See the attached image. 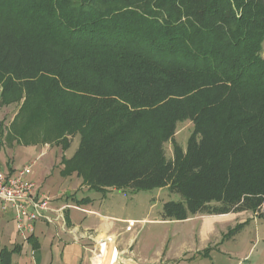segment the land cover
<instances>
[{"label": "trees", "instance_id": "16d2710c", "mask_svg": "<svg viewBox=\"0 0 264 264\" xmlns=\"http://www.w3.org/2000/svg\"><path fill=\"white\" fill-rule=\"evenodd\" d=\"M0 87L8 137L79 138L61 175L90 190L178 194L163 221L264 203V0H0Z\"/></svg>", "mask_w": 264, "mask_h": 264}, {"label": "rangeland", "instance_id": "374dc122", "mask_svg": "<svg viewBox=\"0 0 264 264\" xmlns=\"http://www.w3.org/2000/svg\"><path fill=\"white\" fill-rule=\"evenodd\" d=\"M19 109L18 105L0 106V152L10 156L7 159V172L16 176L25 167L31 166L30 181L35 182L37 187L52 200H65L64 203L69 205L68 213L73 215L75 223L83 226L91 225V218L107 222L112 226L111 232L119 235L117 242L124 244L129 238L134 239L130 247L132 253H127L126 258L140 261V264H162L160 255L164 250L165 239L168 236L173 238L174 234L188 228L187 225L162 220L163 206L171 201H181V197L166 189L141 192H133L131 189L90 190L76 175L63 177L61 175L63 161L75 155L80 143L79 138H75L67 150H64L62 144L52 143L23 146V148L20 146L14 151L15 153H12L14 146L18 144L8 135ZM193 131L194 126L190 121L179 123L177 127L176 142L184 151L187 150ZM30 147L34 148L33 154L29 153ZM165 150L167 159H173L174 146L167 143ZM10 164L12 169L9 167ZM73 200H89L90 204L82 205L81 210L84 211L82 212L71 208L78 205ZM91 210L96 213L93 214ZM250 214L254 216L253 213ZM250 222V230L244 233L241 240L233 246L230 245L232 255H221L218 254L219 251L211 252V250L191 258L184 264H239L240 261L242 264H264V218ZM195 224L198 225L197 222L189 225L191 229ZM239 231L240 229L226 236L225 243L232 242ZM250 251L249 258L244 260Z\"/></svg>", "mask_w": 264, "mask_h": 264}, {"label": "crops", "instance_id": "0c3cea01", "mask_svg": "<svg viewBox=\"0 0 264 264\" xmlns=\"http://www.w3.org/2000/svg\"><path fill=\"white\" fill-rule=\"evenodd\" d=\"M1 90L0 87V94ZM14 147L12 153H15L14 151L19 149L20 145ZM28 149L30 154L34 153L33 147ZM9 157L5 152H0V171H8L7 159ZM9 167L12 169L11 164ZM25 168L32 169L31 166ZM36 188L41 198L50 199V210L41 212L42 216L36 224L35 232L31 235L34 236V244L37 245V249L34 248L33 242L28 241L30 236H23L17 231L14 211L2 212L0 203V255L4 250L11 252L12 264H95L100 248L99 242L105 237H112L115 242L103 247L105 258L103 261L101 260L102 264H140V261L125 257L127 253H132L130 247L133 238H129L124 244L117 242L119 235L111 232L112 226L107 222L95 220V218L90 219L92 226L75 223L73 215L68 213L69 205L64 203L65 200H52L37 185ZM73 201L78 204L77 207L80 209H82V205L90 204L89 200ZM63 208L66 210L60 212ZM90 212L96 213L93 210ZM256 219L249 212H243L218 216L198 215L187 221H174L179 225H187L188 228L196 222L198 225L195 224L189 230L186 228L179 231L178 234H174L173 238L168 236L163 242L164 250L160 255L161 262L162 264H174L178 261L179 264H184L191 258L211 250V252L217 250L221 255H232V251L230 252L229 249L230 245L233 246L234 243L241 240L244 233L250 230V221L256 222ZM255 225L257 226V224ZM237 227L240 231L236 237L232 242L225 243V237ZM114 253L119 254L116 262L113 257ZM250 254L251 251L244 260H247ZM239 264H242V261Z\"/></svg>", "mask_w": 264, "mask_h": 264}, {"label": "built area", "instance_id": "2783aa9c", "mask_svg": "<svg viewBox=\"0 0 264 264\" xmlns=\"http://www.w3.org/2000/svg\"><path fill=\"white\" fill-rule=\"evenodd\" d=\"M31 175V168H24L16 176L0 171L1 211H14L17 231L26 237L31 236L35 232L36 224L42 216L41 212L50 210V199L39 196L36 184L29 179ZM71 208L84 212L78 207ZM65 210L66 208H63L60 212H64ZM254 216L255 218H264V203L258 214ZM49 221L51 220L49 219ZM111 238L109 237L105 242H103L102 238L99 242L100 248L96 258H103V247L110 245L112 242Z\"/></svg>", "mask_w": 264, "mask_h": 264}, {"label": "bare ground", "instance_id": "6f19581e", "mask_svg": "<svg viewBox=\"0 0 264 264\" xmlns=\"http://www.w3.org/2000/svg\"><path fill=\"white\" fill-rule=\"evenodd\" d=\"M109 239V237H105V238H103V242H105V241H107ZM111 240H112V242L110 243V244H113L114 243V238H111ZM105 250V249H104ZM114 260H115V262L118 260V257H119V254H116V253H114ZM105 257L103 256V258H101V259H96L95 260V264H100L101 263V260L103 261V259H104ZM107 260V259H106ZM106 260H104V261H106ZM113 260V261H114ZM102 264V263H101Z\"/></svg>", "mask_w": 264, "mask_h": 264}]
</instances>
